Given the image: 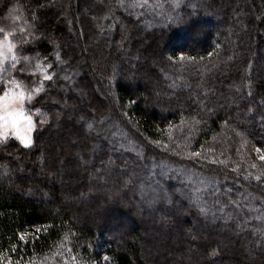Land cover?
Returning <instances> with one entry per match:
<instances>
[{
    "label": "trees",
    "instance_id": "trees-1",
    "mask_svg": "<svg viewBox=\"0 0 264 264\" xmlns=\"http://www.w3.org/2000/svg\"><path fill=\"white\" fill-rule=\"evenodd\" d=\"M102 1L0 0V25L10 23L9 14L21 17L17 52L29 57L21 59L13 76L24 90L42 88L26 108L37 125L33 144L11 140L0 146V264H193L198 251L186 255L183 249L191 241L157 246L153 234L158 238L161 229L144 215L183 210L184 222L174 216L173 221L188 223L189 230L195 223L203 234L213 208L223 209L221 217L231 218L225 223L230 227L264 210V0H186L159 19L156 12L147 18L144 5L151 0H136L144 3L139 17L129 7L135 0ZM52 5L63 11L62 22ZM83 9L88 13L81 14ZM147 19L152 24L144 30ZM144 34L145 44L136 39ZM87 38L82 55L81 41ZM127 38L132 42L124 53L120 46ZM98 40L110 42L112 53L105 55ZM101 52L104 60L96 68L107 77L103 93L117 99L110 110L103 93L94 89L92 76L101 78L86 62ZM139 57L157 65L135 62L134 70H127L125 61ZM25 68L31 70L21 71ZM8 87L0 78V96ZM78 89L90 94L93 111L86 109ZM71 107L79 112L73 121L59 117ZM108 116L110 121L102 123ZM112 124L126 130L139 150L129 152L118 138L108 140ZM98 143L102 146L95 154ZM161 164L207 180L218 192L194 200L191 186L179 184L172 173L163 182L167 203L151 206L137 192L149 183L150 167ZM42 168L48 171L33 179ZM127 169L135 173L129 180ZM155 175L160 178L161 171ZM63 178L67 184H61ZM95 188L114 192L115 198L99 197ZM130 195L133 205L127 202ZM237 196L246 201L239 210L233 208ZM102 203L106 209L99 212ZM143 205L149 209L138 214ZM202 208L211 211L202 216ZM121 220L128 224L125 230ZM213 224L225 227L219 220ZM257 226L264 229V218L250 220L239 235L257 240L250 232ZM258 242L263 247L258 264H264V241ZM208 246L204 241L193 247L205 252ZM228 253L224 257L216 249L204 256V264L251 259L242 246Z\"/></svg>",
    "mask_w": 264,
    "mask_h": 264
},
{
    "label": "rangeland",
    "instance_id": "rangeland-1",
    "mask_svg": "<svg viewBox=\"0 0 264 264\" xmlns=\"http://www.w3.org/2000/svg\"><path fill=\"white\" fill-rule=\"evenodd\" d=\"M185 1L186 0H151L150 2L149 1H146L145 2V7L147 8V13H148V17L147 18H152L154 17V13H159L157 15V19L160 18L159 15H166V13L171 10V12H174L175 13V10L179 9L181 6H183V4H185ZM96 2H98V4H102L103 1L102 0H96ZM144 3H141L140 1H133L131 4H130V8L133 9V12L131 15L136 17V16H143V11H142V6H143ZM66 5L65 7H63V10L66 11V7L68 6L67 3L64 4ZM123 5V1L119 2L117 4V6H121ZM53 9H55V5H52ZM52 9V10H53ZM167 9H169L167 11ZM61 10L58 9V10H53L54 13L55 12H58L57 14V17H60L59 19L61 20L60 22L63 21V15H61V12L63 11H59ZM89 10V8H88ZM88 10H85L83 9L81 14H86L88 13ZM80 15V14H79ZM169 15V14H168ZM78 17V16H76ZM77 19H80V16L79 18ZM77 22V20H76ZM151 21L150 20H145V26H144V30H147L148 27L151 25ZM136 39L139 40V42L145 44L146 42L148 43L147 41V38L144 35H139ZM89 39L87 38V40H85V42H82L81 41V45H82V55L86 54V47L89 46ZM98 42L99 44H102V41L98 40L96 41ZM132 42V38H127V40L125 41V43L123 44V46H120V49L121 51H123L124 53H128L129 52V46ZM88 45V46H87ZM102 51H106L104 52L105 55L107 53H112V48L113 46L111 45L110 42H106L105 44H102ZM100 56V57H99ZM95 60H93L92 57L88 58L87 59V63L89 64L88 67H90V69H93L97 74L98 76L101 78V79H97V76H92V80H93V84H94V89L98 92H101L103 93V90L108 86L107 84V77L105 79V77L101 76L99 74V71L97 70V65L101 62L103 63L102 61L104 60V55L101 54L99 55ZM116 61H118L116 64V67L118 68L120 65H121V62L119 59H117ZM142 61H149V63L152 65V66H156V62L155 61H150L144 57H139V58H129V60L127 59V61H125V67L127 68V70H129L130 72L134 70V63H139V62H142ZM81 66L82 68H84L83 71H86V63L82 61L81 63ZM160 66H158V70H160ZM81 71V70H80ZM98 71V72H97ZM80 72H75V77H77V75L79 74ZM95 73V74H96ZM64 81H67V78L66 77H63ZM103 79V81H102ZM38 89H40V91H36L35 92H32L31 90H24L25 93H26V97H27V94L28 93H31L32 94V99L31 101L29 102L27 99H25V103H24V107L23 108H20L18 105H12V106H9L8 110L9 111H18V112H23V115L25 117H30L31 118V126H29L28 122L25 121V120H21L19 125H18V128H19V135H15V131L16 129L15 128H12V127H9L7 129V135H4V132H5V129L3 127H0V146H4L6 145L7 143H9L11 140H17L18 142H20L22 144V146L24 147H29L33 144V138H34V135H35V132H36V129H37V125H36V121L35 119L29 114L27 113V106H30V105H33L35 100L37 99L39 93L41 92V87H39ZM80 90V89H78ZM151 92V91H150ZM79 93H81V95L83 97H86V101H85V107L86 109H90L91 111H93L92 109L95 108L93 105H89V101L90 100V94L86 95L85 94V91L83 90H80ZM104 95V93H103ZM77 97H79V95H77ZM104 98L106 100L105 104H106V109L107 110H110L111 106H113V104H117V99L111 95V97L108 95V96H105L104 95ZM67 101V104L70 105V100L68 101L67 98L64 97V102ZM63 111V110H62ZM58 112L59 113V117H62L64 116V119L68 120V121H73L75 118H76V114L75 113H79L76 109H73L72 107L70 108V110L66 111L65 113V110L64 112ZM110 112V111H109ZM4 114V109L3 108H0V115ZM63 119V120H64ZM61 120V123L62 121ZM110 121V117L108 116L107 118H104L102 123H108ZM3 124V121H0V125ZM59 127V126H58ZM111 128V131L112 133L111 134H108L107 136V139L108 140H111L112 138H118L120 141H121V144H122V148L126 151H137L139 150L140 146H138V144L134 143L133 141H129V139H127V131L124 130L123 128H121L120 125H110L109 126ZM113 127V129H112ZM22 137L24 138H29L31 140V143L29 144H26L24 142V139H22ZM99 145L102 146V144H97L96 148H95V154H97V152H99L98 148H99ZM120 145V144H119ZM98 150V151H97ZM111 151L109 150V153ZM62 153V152H61ZM108 153V154H109ZM111 154V153H110ZM58 157L60 158L61 157V160L62 161L64 159V156H59ZM64 161V160H63ZM82 162V160H81ZM88 165V164H87ZM87 172L90 170V167L88 166V168H86ZM103 171L105 172L106 169L105 167H102ZM159 169L161 171V177L160 178H156V175H155V172L156 170ZM46 171H48V168H42L40 169V171H38L35 175H34V178L33 179H38L40 177V175L42 176ZM144 171V170H143ZM69 172V170H68ZM173 173V174H172ZM126 174H127V179L126 180H129L130 177H134L135 176V173L131 170H128L126 171ZM170 174L173 175V178L175 180L178 181L179 184L181 183H186L187 185H190L191 189L190 192H191V197H196V198H193L194 200H199V202L204 198L207 197V192L208 191H212L213 193H217L218 192V189L217 187H212L213 185L208 182L207 180H202V179H197L195 178L194 176H191L189 174H186L185 172L181 171V170H176L174 171L171 167H168L166 164H161V165H153V167H150L149 169V173L147 174V179L149 182L143 189L141 188V190L137 192V194L141 195V196H144V198H146L148 201L147 203H150L151 206H154L156 205L157 202H160L163 200L164 203H167V196L168 194H165V188H164V180L166 179L167 176H169ZM123 178L125 179V176L121 177L120 178V181H123ZM172 178V179H173ZM61 184H67V181L66 179H61ZM98 189V188H97ZM95 188L94 190V194L101 197L102 195H106V196H109L110 198L114 197L115 198V194L114 192L112 193H107V191H102L100 189L97 190ZM177 189V187H176ZM87 191V190H86ZM88 195H92L93 192L92 191H87L85 194ZM93 194V195H94ZM136 195V194H135ZM169 197V196H168ZM111 198V199H112ZM128 201L127 202H130L132 205H133V199H132V196H128ZM193 200V201H194ZM77 201V200H75ZM236 203H233V208L235 210H239L240 207H243V205H245L244 203H246V201L244 199H241V197L237 196L236 197ZM102 208L101 210H99V212H102V209H106L105 207V204H101L100 205ZM148 205H143V209H139L138 210V214H141V211L143 212H147V209H149V207H147ZM250 206V205H249ZM247 205L248 208H251ZM253 206V205H252ZM128 207H131V205H128ZM127 207V208H128ZM145 208V210H144ZM152 208V207H151ZM213 208V207H212ZM253 209V208H251ZM206 210L210 213V209H207ZM211 216L213 217L212 221H209L205 227L203 228V234L200 233L196 226L195 223L192 224V229L189 230L188 229V223H183V224H180L179 222H176V221H173L172 217L174 216L175 218H179L181 219V223L182 221L185 219V215L187 214L186 211H183V210H179L176 215L175 213H160L159 212H155V213H152L148 216L144 215L145 216V219L146 221H148V223L150 225H154V227L156 228H160L161 229V234L160 236L155 237L156 235L153 234V237H154V241H156V245L158 246H165L166 244L168 243H171L173 244L174 246H176V244H179L182 243V240L183 239H188L189 242L191 241L190 244H187V243H184V252L186 255L188 254H194L195 252L198 251V253H196L197 255H195V261H193V264H204V256L208 255L210 256L211 254L215 253L216 249L219 251V253L222 255V256H229V253H228V250L230 248H234L235 246H237L238 248L242 246V251L244 249L245 251V254H247V257H250V261L251 260H256L257 259V264L260 263L261 261L259 260V255L260 253L262 252V248L261 247V243L258 242V240L260 241H264V229L257 226V227H250V232L251 234H253L255 236V238L257 240H253V241H249L247 239H245L244 237H241L239 235V232L242 230V228L245 227V224H248L250 220H260L262 218H264V210L262 211V213H260V215L258 216H254V217H251L249 220H244V222H239V221H235L233 223V225L230 227V226H227L225 223L228 222V219L231 220V218H226V217H221L222 214H223V209L219 208V210L217 208H213L212 211H211ZM137 215V213H135ZM204 215V213L202 212V216ZM207 214H205L204 216H206ZM217 218V219H216ZM219 220V222H222V224L225 225V227H220V228H213L214 227V224L213 223H216L217 221ZM122 221V224L123 225V228L121 230H125L124 227H128L127 223H125L126 221L124 220H121ZM184 222V221H183ZM222 226V225H221ZM188 229V230H186ZM197 229V230H196ZM179 230H184V233L182 232V234L179 232ZM198 231V232H197ZM149 233L152 232V231H148ZM169 232V233H168ZM215 232V236L214 234L213 235H210L211 233ZM145 234V239L148 240V237L150 234ZM164 234V235H163ZM205 234V235H204ZM168 236V237H167ZM186 236V237H185ZM152 237V238H153ZM156 238V239H155ZM144 239V241L146 242V245H154V243H151L149 241H146ZM204 241H207L209 242V246L207 247V249L205 250V252H202L201 250H198L197 248H194L193 246H195L196 243H199V242H204ZM185 242V241H183ZM119 244H122V242L120 241ZM244 247V248H243ZM194 256V255H193ZM202 258V259H201ZM247 259V258H246ZM245 259V256L241 257V262L239 264H254V263H250V261H247ZM263 261V260H262ZM169 264H172V263H169ZM174 264V263H173ZM227 264H232V262H228Z\"/></svg>",
    "mask_w": 264,
    "mask_h": 264
},
{
    "label": "clouds",
    "instance_id": "clouds-1",
    "mask_svg": "<svg viewBox=\"0 0 264 264\" xmlns=\"http://www.w3.org/2000/svg\"><path fill=\"white\" fill-rule=\"evenodd\" d=\"M5 19L10 20L7 25H0V78L5 80L7 85L10 87L0 96V108L4 109V114L0 115V121L3 124L0 127L5 129L4 135H7V129L9 127L15 128V135H19L18 125L21 120H25L29 124L28 117L23 115V112L9 111V106L18 105L20 108L24 107L25 99L29 102L32 99V94L26 93L22 87V82L18 81L16 77L13 76V71L16 69L17 65L21 62V59L28 61L29 57H20L17 52L18 39L17 33L21 30V26L18 25V21L21 19L20 16L12 17L9 14ZM27 24V21H24ZM39 66L37 65V68ZM31 69H21V71H30ZM6 74V75H4ZM37 91V89H36Z\"/></svg>",
    "mask_w": 264,
    "mask_h": 264
},
{
    "label": "snow or ice",
    "instance_id": "snow-or-ice-1",
    "mask_svg": "<svg viewBox=\"0 0 264 264\" xmlns=\"http://www.w3.org/2000/svg\"><path fill=\"white\" fill-rule=\"evenodd\" d=\"M47 79H51V77L50 76H48V77H46ZM37 91H40V89H37ZM28 120H29V126H31V118L30 117H28L27 118ZM89 127H92L91 125H89ZM22 139H24V142L26 143V144H29V143H31V140L29 139V138H24V137H22ZM194 155H196V156H199L200 155V153H195ZM262 159H264V157H262ZM255 179L256 180H260L261 179V177L260 176H256L255 177ZM201 211L202 212H205L206 211V209H201ZM66 239H67V237H65ZM20 239L21 240H23L24 239V237L23 236H21L20 237Z\"/></svg>",
    "mask_w": 264,
    "mask_h": 264
}]
</instances>
